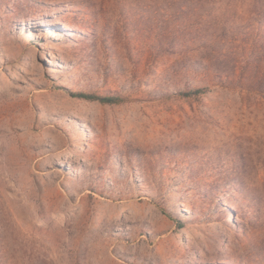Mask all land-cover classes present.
<instances>
[{
	"label": "rangeland",
	"instance_id": "rangeland-1",
	"mask_svg": "<svg viewBox=\"0 0 264 264\" xmlns=\"http://www.w3.org/2000/svg\"><path fill=\"white\" fill-rule=\"evenodd\" d=\"M0 264H264V0H0Z\"/></svg>",
	"mask_w": 264,
	"mask_h": 264
},
{
	"label": "trees",
	"instance_id": "trees-1",
	"mask_svg": "<svg viewBox=\"0 0 264 264\" xmlns=\"http://www.w3.org/2000/svg\"><path fill=\"white\" fill-rule=\"evenodd\" d=\"M203 90L202 89H199L197 90L196 92H202ZM79 97H82V98H87V99H99L101 100L102 102H113L116 100L115 97H110V96H98V95H93V94H87V93H78V94H75Z\"/></svg>",
	"mask_w": 264,
	"mask_h": 264
},
{
	"label": "bare ground",
	"instance_id": "bare-ground-1",
	"mask_svg": "<svg viewBox=\"0 0 264 264\" xmlns=\"http://www.w3.org/2000/svg\"><path fill=\"white\" fill-rule=\"evenodd\" d=\"M48 60H49V59H48ZM50 62H51V61H50ZM97 251L100 252V251H102V249H98Z\"/></svg>",
	"mask_w": 264,
	"mask_h": 264
}]
</instances>
